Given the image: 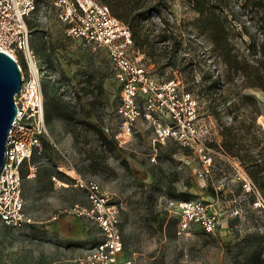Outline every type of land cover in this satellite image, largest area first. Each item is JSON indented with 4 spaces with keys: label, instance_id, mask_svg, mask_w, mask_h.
Here are the masks:
<instances>
[{
    "label": "rangeland",
    "instance_id": "obj_1",
    "mask_svg": "<svg viewBox=\"0 0 264 264\" xmlns=\"http://www.w3.org/2000/svg\"><path fill=\"white\" fill-rule=\"evenodd\" d=\"M124 2L133 8L130 16L136 17L159 54L153 59L140 51L138 55L159 78L181 75L199 102L201 122L213 142H221L222 128L234 124L235 113L240 119L242 112H250L255 126L264 131V93L243 88L238 74L225 83L228 71L219 50L196 27L199 14L186 0ZM105 4L112 11L117 3ZM215 10L227 16L233 52L249 58V34H258L249 1L221 0ZM28 27L42 67L44 103L53 98L64 105L67 119L46 122L49 145L23 167L24 203L34 225L11 228L0 222V264H74L94 243L98 232L88 219H52L75 203L89 205L64 171L97 182L121 202L123 255L136 264H264L259 239L264 233V201L260 194L244 192L245 168L213 148L212 170L204 177L198 158L188 150L172 142H155V126L149 121L139 120L125 142H116L110 134L116 128L119 86L104 51L69 38L44 0H38ZM169 58L176 63L164 65ZM213 80L220 87L210 95L206 88ZM243 95L252 99L244 101ZM98 129L113 144L102 143ZM250 130L256 134L255 127ZM242 142L253 145L248 135ZM52 176L68 186L54 182ZM190 199L212 202L220 214L219 232L176 233V212L170 203ZM235 210L238 214L230 216Z\"/></svg>",
    "mask_w": 264,
    "mask_h": 264
},
{
    "label": "built area",
    "instance_id": "obj_2",
    "mask_svg": "<svg viewBox=\"0 0 264 264\" xmlns=\"http://www.w3.org/2000/svg\"><path fill=\"white\" fill-rule=\"evenodd\" d=\"M44 1L64 25L69 38L79 39L93 50L104 51L119 86L116 128L110 134L114 140L125 142L139 120L149 121L155 126L156 143L172 142L188 150L198 158L201 175L208 177L213 165L212 155L216 151L210 147L214 140L208 126L201 122L196 96L186 89L181 75L174 74L166 79L154 75L138 55L140 50L133 42L129 26L115 17L109 6L100 0ZM37 2L0 0V51L16 61L21 74V86L14 95L16 114L7 133L0 168V222L11 228L34 225L24 203L21 171L33 155L42 153L44 141L50 139L44 112L42 67L31 47L28 27ZM105 131L109 133L108 128ZM31 171L29 167L28 175ZM64 173L72 178L71 185L83 193L89 205L84 207L75 203L58 211L52 219L61 216L86 218L98 232L96 242L79 254L74 264H136L123 255L121 202L97 182L87 180L75 171ZM51 179L60 183L55 176ZM241 186L244 192L259 195L249 178L244 177ZM253 204L261 203L259 200ZM170 205L176 212L178 235L191 236L194 231L210 235L219 232L220 214L212 202L173 201ZM237 214L238 210H235L229 215ZM260 240L264 241V234Z\"/></svg>",
    "mask_w": 264,
    "mask_h": 264
},
{
    "label": "trees",
    "instance_id": "obj_3",
    "mask_svg": "<svg viewBox=\"0 0 264 264\" xmlns=\"http://www.w3.org/2000/svg\"><path fill=\"white\" fill-rule=\"evenodd\" d=\"M100 1L105 3L108 0ZM110 1H115L117 3L113 6L112 11L110 9L111 13L118 19L120 18L127 21L133 42L138 46L140 52L148 56L150 59H153L154 56H158L159 54L156 53L151 38H149L148 34L142 31L140 23L135 21L136 17L130 16L133 8L129 6L128 3H125L124 0ZM186 1L189 6L199 14L196 19V27L201 33L205 34L214 47L219 50L222 62L225 64L228 71V77L225 80V83H231L232 75L238 74L242 79L243 88H255L264 93V0H248L250 7L254 10L253 13L254 18H256L257 21L258 31L256 36L249 34L250 42L247 46L249 58L246 56L240 58L235 52H233L234 45L232 44V38L227 26V16L222 12H217L215 10V7H217L221 0ZM142 19L143 18H141V21ZM246 33L248 35V32ZM168 60L170 62L168 61L164 65H172L176 63L173 59L169 58ZM219 87L220 84L217 83L216 80H213L212 83L207 86L206 90H208V93L211 95ZM240 98L244 101L252 99L250 95H243ZM44 112L46 122L51 121L53 118L60 120L67 119L65 116V106L55 101L53 98H47L46 103H44ZM240 115L241 118L238 119V114H234L232 118L234 124L223 126L222 128L221 142H212L210 147L214 148L216 151H220L229 158L235 159L241 168H245L244 171L246 175L256 186L264 201V131L260 126H255V119L249 116L251 115L250 112H242ZM247 119L249 122H247ZM251 127L256 128V134H252L253 132L250 130ZM244 135H248L249 139L253 141L252 146L242 142V137ZM97 136L102 143L105 144L110 142L113 144L112 140L108 138L103 130L98 129ZM46 145L49 144L47 141H44L43 150ZM254 148H257L256 153L253 152L255 150ZM35 155H33V157ZM23 167L21 173L24 179ZM258 175L260 176L258 177ZM263 234L264 233L260 234L259 239ZM96 240L97 239H95L94 242H96ZM260 244L263 249L264 241H261Z\"/></svg>",
    "mask_w": 264,
    "mask_h": 264
},
{
    "label": "water",
    "instance_id": "obj_4",
    "mask_svg": "<svg viewBox=\"0 0 264 264\" xmlns=\"http://www.w3.org/2000/svg\"><path fill=\"white\" fill-rule=\"evenodd\" d=\"M20 86L21 74L16 61L0 51V168L7 133L16 114L14 95L19 92Z\"/></svg>",
    "mask_w": 264,
    "mask_h": 264
}]
</instances>
